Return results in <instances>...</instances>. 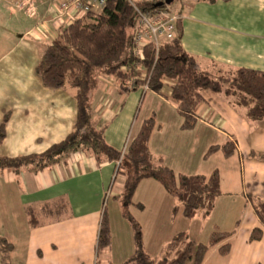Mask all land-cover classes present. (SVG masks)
<instances>
[{"label": "crops", "instance_id": "obj_1", "mask_svg": "<svg viewBox=\"0 0 264 264\" xmlns=\"http://www.w3.org/2000/svg\"><path fill=\"white\" fill-rule=\"evenodd\" d=\"M59 1L0 0L1 157L42 154L74 130L76 91L69 86L47 88L37 72L44 54L37 46L47 48L64 28L85 17L62 16L57 8ZM173 9L182 17L177 23L182 47L201 70L214 75L240 69L264 73V0H179ZM6 13L12 26H6ZM15 30L16 34L6 33ZM28 36L32 41L28 47L32 48L17 54ZM27 68L39 79L28 81ZM203 98L196 126L184 130L178 107L167 97L151 90L144 92L141 87L127 91L115 78L99 76L91 93V108L97 129L120 153L135 141L144 122L154 119L150 151L177 177L210 178L217 171L222 194L215 209L221 199L244 205L243 219L226 242L231 245L227 264H264L260 256L264 254V235L258 242L250 241L254 230L261 229L264 234L252 203V199L264 202V121L250 120L248 110L239 107L233 98L212 92H204ZM230 142L236 148L231 157L221 149L208 156L212 147L222 148ZM117 167L118 162L100 163L91 154L79 152L39 171L0 170V240L5 239L11 246L8 257L0 246V264H95L105 205L111 199L115 213L113 220L110 218L112 236L114 222L121 226L122 221L128 228L123 215H129V207L145 214L139 221L133 219L139 222L141 234L155 226L152 222L158 220L166 197L175 201L168 202L169 216L183 215L179 202L153 179L143 180L133 205L125 206L122 195L126 177L117 174ZM58 201L70 208L67 215L55 219L53 214L43 212L45 205ZM176 207L179 210L175 211ZM29 210L38 217L39 226L30 224ZM246 215L247 235L235 248ZM233 231H222L218 226L214 232ZM112 245L111 252L103 257L104 263L123 264L136 250V245Z\"/></svg>", "mask_w": 264, "mask_h": 264}, {"label": "trees", "instance_id": "obj_2", "mask_svg": "<svg viewBox=\"0 0 264 264\" xmlns=\"http://www.w3.org/2000/svg\"><path fill=\"white\" fill-rule=\"evenodd\" d=\"M179 1V0H178ZM135 29L134 11L127 0H108L100 12H90L82 19H77L64 28L58 38L49 44L37 68L38 75L45 87L58 90L67 86L76 91L77 120L74 130L61 143L53 145L42 154L16 158L0 156V170H13L16 173L34 168L43 170L60 164L71 154L84 152L95 157L98 162H119L120 153L105 140L103 131L96 127L95 114L91 108V93L98 77H113L128 91L126 83L136 78L135 88H142L145 82L135 72V65L140 62L152 77L151 91L167 97L174 103L184 119L183 129L192 130L199 119L204 92H212L233 98L239 107L248 110V118L253 121H264V73L240 69L222 71L216 75L203 71L195 58L188 55L181 43V36L170 43H165L156 55L153 45H148L143 59L133 55L132 36ZM124 68L130 74H123ZM174 82L173 85L167 84ZM169 90L167 94L164 90ZM155 127V120L144 122L135 141L128 145L122 164L117 167V174L126 177L122 201L125 206L133 205V198L139 184L146 179L159 182L166 192L180 204V209L187 219L208 217L215 209L216 201L221 196L220 175L216 171L210 178L204 176L177 177L166 167L161 158L153 155L149 142ZM223 150L227 157L235 151L230 142L225 146L212 147L208 156ZM130 170V171H128ZM256 215L264 226V202L252 199ZM142 208V207H141ZM43 212L53 214L60 219L70 211L64 201L45 205ZM179 210L176 207L175 211ZM30 224L39 226L40 221L33 210ZM137 231L139 247L123 264H205L208 252L217 246L222 256L231 252L230 243L235 235L214 232L208 243L201 244L192 240L186 233L176 235L164 248L160 258L154 259L141 243V228L130 219ZM263 230L253 231L250 241L258 242L263 238ZM137 244V245H138ZM4 255L8 257L10 245L5 239L0 240ZM112 248V230L107 211L99 234L97 260L95 264L104 263L103 257Z\"/></svg>", "mask_w": 264, "mask_h": 264}, {"label": "rangeland", "instance_id": "obj_3", "mask_svg": "<svg viewBox=\"0 0 264 264\" xmlns=\"http://www.w3.org/2000/svg\"><path fill=\"white\" fill-rule=\"evenodd\" d=\"M179 4V1H176L172 7L176 8ZM6 9V7H5ZM6 11V10H5ZM11 18L9 16V14H5V23L6 26H12V22H11ZM7 34H11L13 35L14 33L16 34V30L15 32L13 31H6ZM21 37H24V32H22ZM27 39H25L22 47L20 48V50L18 51L17 54L22 53L24 54L25 50H30V48H32L30 46V48L28 47L30 45V43L32 41L31 38L28 36L26 37ZM43 46V45H42ZM39 49H43V51L45 52L44 46L43 48L37 46ZM11 49V48H9ZM16 55V54H15ZM14 56V55H13ZM12 56V57H13ZM27 65H28V59L26 61ZM123 74H130V71H124L122 70ZM137 75H139L138 73H136ZM25 77L28 79V81H30L33 77H36L39 79L37 73H34L32 71V69L27 68V71L25 72ZM141 77V76H140ZM142 79V77H141ZM5 81H8V83L12 84V81L9 78H5ZM129 82H137L136 78H130L128 80V82L126 83V85H128ZM130 171V170H128ZM234 196V195H233ZM235 198H237V196H234ZM167 202L165 200V204L163 206V211L161 212V214H159L158 216V220L154 223V227L152 228H147V230L145 231V234H141V243H142V247L144 248V250H146L154 259H158L162 256L163 254V249L164 247L168 244V242L175 236L178 235V233L181 232H186L187 235L194 241H196L197 243H208L209 238L211 236V234L215 231L216 227H220L222 229V231H233L237 228V224L239 225L240 221L243 219V215L242 212L244 210V205L241 206V203L234 202V201H228L227 199H221V201L219 200L217 202V207L216 209H214L215 211H213L208 217H196L194 219H187L184 215H182L181 213L178 214H174L172 213V216L170 215V205H169V200H172L169 197H166ZM139 199H141V196H139ZM174 203L175 201L172 200ZM113 199L106 202L105 205V210L107 211V217L110 220V218H112L115 215L114 213V203H113ZM138 202V201H136ZM162 204V202H161ZM127 210V208H125ZM129 210V215H127L128 217H126L125 215L124 218L122 216L123 219L126 220V222L128 221V228L126 229V226L122 225L124 224L121 220V226L120 224L114 222V234L112 236V244L114 242V244H123V245H130L132 248L135 247V249L137 247H139L138 242H136L137 237V231L135 229V227L133 226V224L131 223L130 219H134V220H141L143 219V217L145 216V214L142 213L141 210L137 209V208H128ZM153 210V207L151 208ZM177 213V212H175ZM179 215V216H178ZM184 216V217H183ZM248 215H246L245 219H244V224L243 227L241 229L240 234H238L237 240L235 241V248L236 245L239 247L238 242L245 240L246 235H247V228H248V222L247 221ZM111 220V221H112ZM247 222V223H245ZM139 223V222H138ZM136 223V224H138ZM151 223V222H150ZM139 226V225H138ZM140 227V226H139ZM144 231V230H143ZM140 232L142 233V230H140ZM116 233V234H115ZM132 233V234H130ZM134 233V234H133ZM244 238V239H243ZM234 240V239H233ZM240 240V241H238ZM241 243V242H240ZM138 244V245H137ZM115 245V246H116ZM113 247V245H112ZM220 246L214 247L212 248L205 259V264L206 262L208 264H227V261L230 260L228 256H223L219 254V248ZM112 250V248H111ZM109 252H107L106 254H108ZM233 255V253H232ZM231 255V258H232ZM258 254H256L257 256ZM261 257H264V254L261 253L260 255Z\"/></svg>", "mask_w": 264, "mask_h": 264}, {"label": "built area", "instance_id": "obj_4", "mask_svg": "<svg viewBox=\"0 0 264 264\" xmlns=\"http://www.w3.org/2000/svg\"><path fill=\"white\" fill-rule=\"evenodd\" d=\"M58 1V0H57ZM167 0H127L134 11L135 29L132 36L133 55L138 60L144 58V51L148 45H153L156 55H159L161 47L165 43H170L178 38L177 23L182 18L172 6L154 8L155 5L165 3ZM108 0H60L58 10L62 16H86L90 12H100ZM124 71L129 69L124 68ZM135 72L141 75L145 84L142 89L144 92L150 90L149 85L152 71L146 70L138 62L135 65ZM136 82H129L126 85L128 90H133ZM128 146L124 148L118 167L122 164Z\"/></svg>", "mask_w": 264, "mask_h": 264}, {"label": "water", "instance_id": "obj_5", "mask_svg": "<svg viewBox=\"0 0 264 264\" xmlns=\"http://www.w3.org/2000/svg\"><path fill=\"white\" fill-rule=\"evenodd\" d=\"M176 1H178V0H167L164 4L160 3V4L155 5L154 8H162L165 6H172Z\"/></svg>", "mask_w": 264, "mask_h": 264}]
</instances>
